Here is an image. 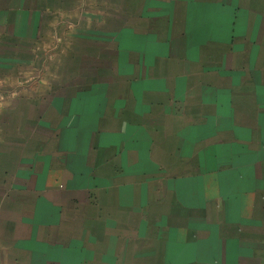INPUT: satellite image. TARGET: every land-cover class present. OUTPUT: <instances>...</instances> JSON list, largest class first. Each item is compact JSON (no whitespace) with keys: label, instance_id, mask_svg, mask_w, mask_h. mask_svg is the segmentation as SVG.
Here are the masks:
<instances>
[{"label":"crops","instance_id":"1","mask_svg":"<svg viewBox=\"0 0 264 264\" xmlns=\"http://www.w3.org/2000/svg\"><path fill=\"white\" fill-rule=\"evenodd\" d=\"M79 5L90 22L88 2ZM130 5L114 75L67 104L72 117L60 138L57 102L56 121L39 115L41 94L53 88L43 89L41 69L27 63L41 60L43 14L54 28L61 10L52 0H0V264H118L117 165L126 171L153 140L135 119L164 113L168 181L156 229L146 222L138 234L151 229L154 255L139 259L148 249L139 254L137 237L126 264H155L158 250L163 264H264V0ZM26 109L39 111L26 118Z\"/></svg>","mask_w":264,"mask_h":264},{"label":"rangeland","instance_id":"2","mask_svg":"<svg viewBox=\"0 0 264 264\" xmlns=\"http://www.w3.org/2000/svg\"><path fill=\"white\" fill-rule=\"evenodd\" d=\"M52 1H56L58 9L60 8L61 10L57 15V25L53 28L55 19L53 16L51 17V14H43V21L46 20L43 24L44 26L45 24L47 25L45 28L44 26L42 28L41 60L40 62L38 59L32 62L28 61L27 65L32 64L35 68L41 69L42 74L38 80H41V83H45L43 89L48 88V86H52L53 88L52 93L41 94V112L39 115L44 120L46 119L45 121L48 123L50 121H47V119L51 117L53 121H56L50 107L53 103L57 102L58 112L61 116L58 118V126L55 132L59 133L61 138L67 127L65 119L72 117V110L66 109L67 104L74 102V97L83 88L95 85L98 82H107L104 79L109 80L114 75L113 70L115 67L117 69V62L115 67L113 65L114 58L119 57L124 52L120 49L118 38L128 30L130 1L133 0H106L105 6L99 5L96 0H86L89 4L90 22L88 18H85L82 13L78 12L80 10L79 4H82V0ZM71 2L75 6L74 14L65 12L66 4ZM98 8L105 12H98ZM72 15L74 16L72 21L66 19ZM48 22H52V28L48 27ZM72 23L73 27L71 26ZM88 23L90 24V28H85ZM122 25H127V27L121 29L120 26ZM115 37H117V45L114 41ZM33 47L32 49H35L37 52L39 45ZM26 53L30 54L29 48H26ZM169 104L180 103L170 101ZM157 110L159 111V109ZM35 111L39 110L26 109L25 117L28 118L30 116L35 118ZM172 111H174V115L178 113V109L176 108ZM163 117L162 119H158L155 116L145 124L140 122L139 119H135L137 130L142 131L141 136L151 134L153 135V140L148 145L143 144L133 154L125 167L126 171L123 167L117 165V200L123 201L117 204V209L122 210L118 215L121 217V220H117L118 264H126L128 256L133 255V253H127L131 243L138 237L141 227L146 222L149 224L156 222V210L161 206L163 185L168 181V176L163 172L165 165H162V160L163 163L165 161V164L167 162L165 153L168 152L165 151L164 146V143L168 139L164 134L166 132L164 126L168 125H163ZM52 125L54 128L53 123ZM37 127L27 126L26 131L37 132ZM50 134L49 131H46L44 128L42 129L41 126L43 142L46 139L47 142L49 141ZM123 139L124 141L126 140L125 137ZM92 148L93 146L91 145L89 151L91 154L93 153ZM153 154L154 162L151 160ZM104 161L105 159L100 160L102 171L107 167ZM149 161L154 164V170L152 171L147 168ZM86 162L90 166L92 164H99L97 159L92 162L91 157H88ZM80 165L81 163L76 167L79 170L81 168ZM130 165L135 166L139 171L135 173L133 169H128ZM130 202L133 203L129 204ZM153 206V218L149 222L148 214ZM146 207V211L143 212ZM134 209H138L136 215L133 212ZM152 226H155V229L157 227L153 224ZM149 233H151V229L148 227V236L137 238L139 254H146L139 247L148 249L147 255L139 258L142 261H149V258L154 255L152 243L155 240ZM155 254L159 255L155 264H163L161 250L156 251ZM124 260L125 262H123Z\"/></svg>","mask_w":264,"mask_h":264}]
</instances>
